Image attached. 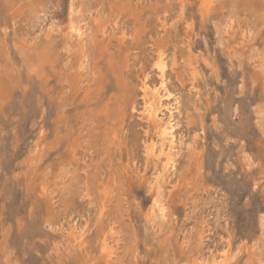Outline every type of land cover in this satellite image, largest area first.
Listing matches in <instances>:
<instances>
[{
  "label": "rangeland",
  "instance_id": "1",
  "mask_svg": "<svg viewBox=\"0 0 264 264\" xmlns=\"http://www.w3.org/2000/svg\"><path fill=\"white\" fill-rule=\"evenodd\" d=\"M210 2L0 0V264H264V0Z\"/></svg>",
  "mask_w": 264,
  "mask_h": 264
},
{
  "label": "bare ground",
  "instance_id": "2",
  "mask_svg": "<svg viewBox=\"0 0 264 264\" xmlns=\"http://www.w3.org/2000/svg\"><path fill=\"white\" fill-rule=\"evenodd\" d=\"M211 0H204L205 4L211 3ZM213 1V0H212ZM94 2V1H93ZM72 4V3H71ZM204 4V5H205ZM75 6V5H74ZM73 6V7H74ZM72 7V8H73ZM230 9V8H229ZM181 13V12H180ZM77 14V13H76ZM78 17H76L77 19ZM79 20V19H78ZM78 20H75L74 17L71 14V26L70 29L72 31V33H77L78 35L82 34V26L79 24ZM231 20V19H230ZM165 22V21H164ZM225 23V22H224ZM163 25V24H162ZM88 28V27H87ZM86 28V29H87ZM218 28V27H216ZM229 28V26H228ZM221 29V28H220ZM219 29V30H220ZM226 29V28H225ZM219 30H217L219 32ZM70 31V32H71ZM85 32V31H84ZM249 32V31H248ZM71 33V34H72ZM220 33V32H219ZM86 34V32L84 33ZM219 34H217L218 36ZM242 38V37H241ZM221 40V39H220ZM86 47V46H85ZM263 50V49H262ZM91 52V51H90ZM254 52V51H253ZM163 53V52H162ZM172 54V53H171ZM84 60V58H83ZM211 61V60H210ZM84 63V62H83ZM173 63V62H172ZM14 64V63H13ZM169 61L168 59H166V57L161 54V52H159V56L156 58L155 63H154V69L158 70L159 73V83L156 84H151L148 85L147 82H144L141 88L142 91V99H143V115L144 117L151 123L155 124V127L157 130L156 133L158 135V141H160V145L158 147H160V151L157 152L158 147H157V143H155L154 140H150V142H148L144 149H145V155L147 158H159L161 156H164V164L163 169L161 170H167L168 167L174 165V163L176 162V156L174 155V153L172 152V149L174 144V139L175 137L172 135L173 133V127L174 125L171 124V120H169L168 122H164L162 119H159V114L162 113L163 111H167L170 114V118L174 117V112H176L179 107V100L177 99H173V95L172 92L170 91V89L168 88V83H167V78H166V70L168 67ZM190 64V63H189ZM10 65V64H9ZM175 63L172 65L174 66ZM11 66V65H10ZM83 66V65H82ZM89 66V65H88ZM29 71V70H28ZM8 72V71H7ZM96 73V72H95ZM200 73V72H199ZM6 76V75H5ZM177 78V77H175ZM150 84V83H149ZM196 92V91H195ZM174 93V92H173ZM197 93V92H196ZM174 100V101H173ZM113 105V104H112ZM264 114V113H263ZM264 118V116H263ZM264 120V119H263ZM153 124V125H154ZM261 124V123H260ZM94 125V124H93ZM155 129V128H154ZM121 130V129H120ZM264 130V129H263ZM193 133V132H192ZM191 135V134H190ZM264 136V135H263ZM181 138V137H180ZM178 139V138H177ZM195 140V139H194ZM193 141V140H192ZM143 144V143H142ZM165 145H169L170 149L169 151H167L166 153L164 152V147ZM169 148V147H168ZM191 148V147H190ZM166 149V148H165ZM202 151V150H201ZM98 155V154H97ZM101 155V154H100ZM190 156V155H189ZM163 158V157H162ZM157 161V160H156ZM161 161V160H160ZM249 164V163H248ZM162 168V167H161ZM176 168V167H174ZM171 169V168H169ZM85 170V169H83ZM171 171V170H169ZM71 172V171H70ZM163 172V171H161ZM167 173V172H165ZM160 174V173H159ZM155 175V174H154ZM59 176V175H58ZM162 178V175L160 176ZM165 177V176H164ZM160 178V179H161ZM154 179V178H153ZM163 180V179H161ZM159 180V181H161ZM160 183V182H159ZM160 185V184H158ZM155 187V186H154ZM160 188V186H159ZM46 189V188H45ZM44 191V190H43ZM160 191V190H159ZM77 192V191H76ZM155 192V191H154ZM157 192V191H156ZM100 193V192H99ZM161 193V192H160ZM82 195V194H81ZM118 195V194H117ZM154 195V194H153ZM158 195V193H157ZM57 198V197H56ZM155 197H152V199H154ZM103 200V199H102ZM154 206H153V210L152 212L157 213V215L161 216L162 219L163 217H165V212L167 211L165 209V206L163 204V200L162 197H160V194L154 199V201H152ZM74 203V202H73ZM100 205V204H99ZM102 206V204L100 205V207ZM102 208H100L101 210ZM152 209V208H151ZM169 209V208H168ZM103 212V211H102ZM151 212V213H152ZM155 215V214H154ZM153 216V215H152ZM151 220V219H150ZM264 221V220H263ZM107 222V221H106ZM156 222V221H155ZM157 223V222H156ZM262 224V223H261ZM264 224V222H263ZM158 225V224H157ZM263 226V225H262ZM156 227V226H155ZM264 230V229H263ZM74 231V230H73ZM75 233V232H74ZM73 233V234H74ZM80 233V232H79ZM113 235V234H112ZM104 236V235H103ZM262 236V235H261ZM83 234H80V239H82ZM65 238V237H64ZM102 241V240H101ZM108 241V239H107ZM106 240H103V243L101 244L102 249L103 250H108L109 256H112V252L109 250L111 249L109 247V244L107 243ZM258 242V240H257ZM114 243V242H113ZM261 243V240H260ZM263 243V242H262ZM261 243V244H262ZM263 246V245H262ZM119 247V246H118ZM68 248H66L67 250ZM262 249V248H261ZM135 250V249H134ZM259 250V249H258ZM220 251V250H219ZM120 252V251H119ZM236 252V251H235ZM257 252V251H256ZM250 253V252H249ZM221 254V255H220ZM218 257H215L211 260L208 261H199L196 264H229L231 262V260H233L234 256L233 253L229 254V252L225 249L222 253H220ZM254 254V253H253ZM235 255V254H234ZM258 255V254H257ZM117 256V254H116ZM236 256V255H235ZM108 258V256H107ZM201 258V257H200ZM203 259V258H202ZM258 259V258H257ZM205 260V259H204ZM259 260V259H258ZM262 259H260L261 261ZM264 260V259H263ZM197 261V260H196ZM262 262V261H261ZM261 262L258 264H261ZM112 263V262H111ZM195 263V262H194ZM249 264V262H248ZM256 264V263H254Z\"/></svg>",
  "mask_w": 264,
  "mask_h": 264
}]
</instances>
